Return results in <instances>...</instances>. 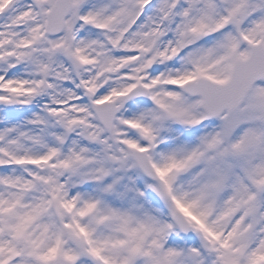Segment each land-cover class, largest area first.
<instances>
[{"label": "snow or ice", "instance_id": "snow-or-ice-1", "mask_svg": "<svg viewBox=\"0 0 264 264\" xmlns=\"http://www.w3.org/2000/svg\"><path fill=\"white\" fill-rule=\"evenodd\" d=\"M0 264H264V0H0Z\"/></svg>", "mask_w": 264, "mask_h": 264}]
</instances>
